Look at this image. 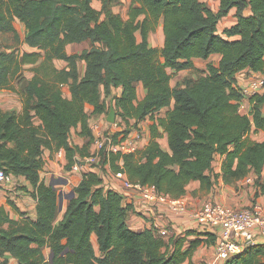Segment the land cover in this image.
<instances>
[{"label":"trees","instance_id":"1","mask_svg":"<svg viewBox=\"0 0 264 264\" xmlns=\"http://www.w3.org/2000/svg\"><path fill=\"white\" fill-rule=\"evenodd\" d=\"M100 1L101 10L93 0H0V36L11 34L19 41L15 26L19 20L25 25L20 44L32 49L0 45V91L21 87L27 65L34 73L22 91L23 112L0 107V168L25 177L38 202L37 220L24 213L13 220L0 206V260L11 253L19 264H196L195 251L203 242L214 244L213 234L188 230L162 237L152 226L131 230L130 207L119 192L106 189L93 170L83 174L63 219L55 224L59 192L41 178L43 152L65 150L66 170L73 169L78 156H94L91 117L109 114L105 94L114 96L123 127L114 133L115 140L139 130L147 118L153 120L151 139L144 149L131 153L102 151L94 167L109 163L130 181L173 199L185 196L193 181L210 191L220 176L231 184L251 173L258 175L256 184L264 193V140L251 138L252 133H264V90L248 99L249 113L243 114L239 111L243 87L237 79L245 70L264 75V0H220L218 12L201 0H132L128 19L113 12L118 0ZM232 9L238 22L224 30L226 39L218 33V24ZM247 9L251 14L245 15ZM160 25L165 44L151 47L149 35ZM88 39L99 46L80 55L67 54L68 44ZM213 54L221 56L217 64L209 63L204 72L195 67V59ZM56 59L67 61L68 69L56 68ZM80 60L87 64L84 76ZM183 70L196 77L174 86L173 73ZM67 83L71 99L63 92ZM138 83L146 91L142 100ZM118 88L121 92L115 95ZM87 106L93 107L91 113ZM163 109L166 113L160 115ZM35 117L40 125L34 124ZM78 126L80 135L88 138L82 147L70 142L71 130ZM164 134L169 151L160 144ZM218 155L221 174H214ZM191 234L197 237L184 249ZM201 234L208 238L201 239ZM44 247L50 248V257ZM224 264H264V245L249 244Z\"/></svg>","mask_w":264,"mask_h":264},{"label":"crops","instance_id":"2","mask_svg":"<svg viewBox=\"0 0 264 264\" xmlns=\"http://www.w3.org/2000/svg\"><path fill=\"white\" fill-rule=\"evenodd\" d=\"M205 2L209 8L214 12H218L220 9V0H201ZM132 0H118L112 5V10L114 13L121 15L123 19H128V12L131 7ZM93 6L101 10L102 2L100 0H93ZM251 14V10L247 9L245 15ZM103 19L105 16L103 15ZM238 22L236 16V9H232L229 15L222 18L218 24V33L227 39L224 35V30L235 25ZM21 23L19 20L15 22L17 24ZM23 24V23H21ZM138 39L141 40V35L138 34ZM148 42L151 47L162 48L165 44V34L163 26L160 25L154 32L149 35ZM94 46H99V44H94L92 40L88 39L81 43L68 44L66 47V52L68 55H80L86 50L92 49ZM32 50L23 44V50ZM221 59L219 54H213L208 59H195V67L204 72L207 70V65L209 63L217 64ZM55 67L58 69H68V62L60 59L54 61ZM86 62L83 60L79 61V72L81 76H84L86 71ZM32 65H27L25 67V76L21 87L16 90H2L0 91V107L5 112H16L22 113L25 100L22 91L26 87L28 81L32 79L34 73L30 70ZM173 73V72H172ZM249 74V77L246 75ZM196 77V74L192 73L190 70H183L177 73H173L172 83L177 81L181 83L185 78L191 76ZM238 85L240 87H245L250 85L258 79L264 80V75H258L252 71L245 70L237 76ZM174 85V84H173ZM63 92L65 97L68 99L72 98V92L70 84L63 85ZM121 89H115L114 94L119 95ZM137 93L139 100H142L146 94L145 88L142 83L137 84ZM102 98L107 100V103L111 105L115 103L114 96L107 97L102 94ZM174 105V103H173ZM115 107V105H114ZM86 110L88 112L93 111L92 106H87ZM166 109L160 112V115H164ZM105 115L94 114L91 117V129L93 131L94 137L99 133L97 132V125H106ZM118 121H121L117 117ZM35 125H40L42 122L40 118L35 117L33 119ZM153 120L147 118L139 124L140 132L144 134L138 141L137 145L140 150L144 149L145 146L151 139L150 136V125ZM81 127L72 128L70 142L73 146H84L88 142V138L80 135ZM131 134V133H130ZM133 134V133H132ZM251 138L257 141L264 140V133H252ZM160 144L162 148L166 151L170 150L168 135L164 134L163 138L160 139ZM96 147L94 143L90 147V153L96 154ZM88 157H77L79 165L73 167L72 170H66L67 156L65 150L61 149L59 151H51L45 149L43 152V158L45 161L44 168L41 171V178L47 183L56 187L59 192V210L55 219V224H58L64 217L67 208L72 199L71 193L73 189L79 185L83 178V174L87 171L93 170L101 175L103 178V185L106 189H113L119 192L123 196V204L130 207V212L127 218V225L133 231L140 232L146 228H150V223L153 220H158L164 224H170L175 231H195L201 233L196 229L198 223L196 220H192L186 215L177 214L173 211V201L180 200L186 204L190 211L196 210L208 201L214 200L222 205L233 207L235 209L250 208L254 205H261L264 211V193L261 188L257 186L256 180L258 175L251 173L247 178L242 179L238 182L226 184L223 178L220 176L217 185L210 191L202 189L199 181H193L187 188V193L185 196L179 199H173L170 196L158 195L153 200L144 197L143 191L128 189L124 186V179L116 176L120 171L114 170L109 163L104 166L94 167L93 165L99 164L100 158H95V161H91ZM217 157L221 158L220 155ZM216 157V159H217ZM222 158L219 165V170L215 171L214 174H221ZM63 172L59 175V179H55L54 174L57 172ZM217 172V173H216ZM49 177H46V176ZM264 176V170H263ZM33 186L31 183L23 176L11 175L10 178L0 183V206H4L9 212L11 219L19 220L22 216L21 213L26 214L29 218L37 220L38 212L37 205L38 202L33 196ZM259 191V196L257 192ZM11 201V203H9ZM255 241L253 244H263L264 245V227H256L253 230ZM185 234V233H184ZM183 234V235H184ZM217 238L216 234H213ZM197 237L196 234H191L187 237V242L185 243L184 249H187L190 245V240ZM201 239H207L208 236L201 234L199 236ZM211 238V237H210ZM92 241L96 252L99 254V244L97 236L94 234L92 236ZM216 243V242H215ZM215 243L207 244L203 242L195 251L193 255V261L196 264H224L215 254ZM44 253L47 257L51 256V250L48 247H44ZM5 261L7 264H19L18 260L11 254L6 253L5 256L0 260V262ZM186 262L185 264H187Z\"/></svg>","mask_w":264,"mask_h":264},{"label":"built area","instance_id":"3","mask_svg":"<svg viewBox=\"0 0 264 264\" xmlns=\"http://www.w3.org/2000/svg\"><path fill=\"white\" fill-rule=\"evenodd\" d=\"M264 90V80L258 79L250 85L243 87L242 95L244 100L240 103L239 111L243 114L249 113L248 99L256 93ZM116 126L117 123L112 124ZM133 133V134H132ZM114 133H98L95 136L94 145L96 154L90 158H100V153H131L137 151V141L141 138L139 130H134L127 136H120L117 140L113 137ZM79 165V161L74 166ZM11 175L0 168V183L5 182ZM117 177L124 179V186L128 189L143 191L144 197L153 200L159 194L154 187L145 186L140 183L132 182L123 172L116 174ZM173 211L177 214L186 215L192 220H196V229L202 233L216 234L215 254L221 261L225 262L232 256L239 254L247 245L254 243L255 236L253 230L256 227H264V211L261 205H254L250 208L235 209L222 205L214 200L206 201L202 207L190 211L186 204L180 200L173 201ZM150 226L162 237L171 234L183 235L184 232L175 231L172 225L164 224L158 220H153Z\"/></svg>","mask_w":264,"mask_h":264},{"label":"rangeland","instance_id":"4","mask_svg":"<svg viewBox=\"0 0 264 264\" xmlns=\"http://www.w3.org/2000/svg\"><path fill=\"white\" fill-rule=\"evenodd\" d=\"M17 30H18V33H19V41H16L14 39V37L11 35V34H6V35H1L0 36V45H7V46H18L19 45V50L22 51L23 50V44H20L22 43V41L24 40V37H25V25L24 24H17ZM24 76H25V72H24ZM246 77H249V74L246 75ZM179 82L177 81L176 82H173L174 86H176ZM117 125L116 126H113L112 124L108 123L106 125H97L96 129H97V132L99 131L100 133H117L118 131H121L123 129L121 125V122L116 121ZM140 130V129H139ZM141 137L144 135L142 134L143 132L141 131ZM221 163V158L217 157V159H215V163H214V170L218 171L219 170V165ZM217 173V172H216ZM63 172L59 171L57 172L56 174H54V177L55 179H59L60 176L59 175H62ZM46 177H49L48 175ZM50 179V177H49Z\"/></svg>","mask_w":264,"mask_h":264},{"label":"water","instance_id":"5","mask_svg":"<svg viewBox=\"0 0 264 264\" xmlns=\"http://www.w3.org/2000/svg\"><path fill=\"white\" fill-rule=\"evenodd\" d=\"M116 117H117V111H116L114 105L112 104L111 107H110V112H109V114L106 117V120H107L108 123L114 124V123H116ZM71 197L72 198L75 197V192L74 191H72Z\"/></svg>","mask_w":264,"mask_h":264}]
</instances>
